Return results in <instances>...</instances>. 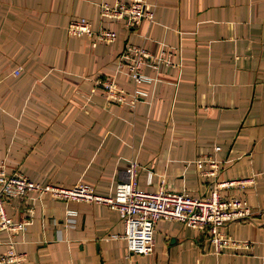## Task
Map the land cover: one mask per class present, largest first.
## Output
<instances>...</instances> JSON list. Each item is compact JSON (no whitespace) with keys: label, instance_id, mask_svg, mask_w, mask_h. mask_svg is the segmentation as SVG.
Masks as SVG:
<instances>
[{"label":"crops","instance_id":"1","mask_svg":"<svg viewBox=\"0 0 264 264\" xmlns=\"http://www.w3.org/2000/svg\"><path fill=\"white\" fill-rule=\"evenodd\" d=\"M146 1L154 18L129 28L101 14V3L117 0H0V164L43 184L84 181L104 195L131 161L148 191L203 196L217 181L252 177L221 190L251 205L226 230L252 248L215 253L205 233L161 219L153 250L130 253L118 210L32 193L7 205L31 222L0 232V252L14 247L22 264H264V0ZM79 17L116 38L70 34ZM127 42L166 58L158 70L141 67L151 82L129 75ZM104 79L124 91L122 101L107 97ZM136 89L145 94L135 98ZM203 155L220 161L217 174L198 163Z\"/></svg>","mask_w":264,"mask_h":264},{"label":"built area","instance_id":"2","mask_svg":"<svg viewBox=\"0 0 264 264\" xmlns=\"http://www.w3.org/2000/svg\"><path fill=\"white\" fill-rule=\"evenodd\" d=\"M102 16L123 19L127 27L138 25L143 19L152 20L153 10L148 8L146 0H117L114 6L101 4ZM68 32L72 35H85L91 43L113 41L116 32L106 27L94 28L85 17L74 18L69 22ZM121 58L128 61V72L135 81L151 82L154 78L142 73L141 67L148 65L153 69L159 68L166 58L155 55L143 45H133L129 42L121 53ZM21 69V68H20ZM20 69L14 72L18 73ZM104 91L108 98L122 101L124 91L107 80H102ZM145 94L136 89L134 97ZM219 146H216V150ZM198 163L210 162L209 174H217L219 160L211 155H203L197 159ZM140 165L131 161L127 167V177L116 183L113 194L104 195L95 191L90 183L80 181L71 187L54 183H40L29 179L21 172L7 173L4 165L0 164V232H14L24 228L31 222V217L14 219L8 214L7 205L13 204L14 199L30 197L32 193L38 196L49 194L55 199H74L96 203H104L119 211L124 225L123 237L126 240L127 251L130 253L146 254L153 250L154 232L161 219L180 220L185 224L205 233L213 246L215 253L224 250H250L252 241L238 238L227 232L226 227L231 221L243 219L251 215L252 209L248 201L241 195L224 197L221 190L236 186L242 189L252 182L251 178H233L217 181L212 185L210 193L205 196H191L185 191L171 190L160 187L158 191H148L138 184V170ZM149 180L151 172H149ZM16 206V205H13ZM19 206L16 207L18 209ZM75 209H68L69 217L76 215ZM24 254L10 246L0 252V264H22Z\"/></svg>","mask_w":264,"mask_h":264},{"label":"rangeland","instance_id":"3","mask_svg":"<svg viewBox=\"0 0 264 264\" xmlns=\"http://www.w3.org/2000/svg\"><path fill=\"white\" fill-rule=\"evenodd\" d=\"M102 4V3H101ZM148 4V3H147ZM101 6V5H100ZM154 18V17H153ZM106 28H108V27H106ZM108 42V41H107ZM133 45H136V44H133ZM138 45H141V44H138ZM144 46V45H143ZM145 47V46H144ZM153 77V76H152ZM135 101V99H133V102ZM137 178H138V174H137ZM212 187V186H211ZM210 193V192H209ZM208 195V194H207ZM203 196H205V195H203ZM239 220V219H238ZM228 250V249H227ZM225 251V250H224ZM230 251H232V250H230ZM223 252V251H222ZM221 253V252H220Z\"/></svg>","mask_w":264,"mask_h":264}]
</instances>
